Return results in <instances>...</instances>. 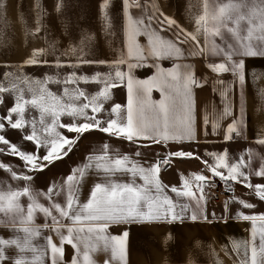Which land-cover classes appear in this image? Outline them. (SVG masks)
I'll return each mask as SVG.
<instances>
[{
    "label": "snow or ice",
    "instance_id": "obj_1",
    "mask_svg": "<svg viewBox=\"0 0 264 264\" xmlns=\"http://www.w3.org/2000/svg\"><path fill=\"white\" fill-rule=\"evenodd\" d=\"M110 6L111 0H102L100 4L105 35L115 33ZM63 7V0H57V14L62 13ZM145 7L140 0H122L121 32L126 47L114 59L87 58L90 34H85L78 45L62 51L51 41L48 48H34L22 64L13 66L17 73L13 82L7 86L0 83V105L4 106V114L0 115V156L16 157L21 162L19 165L0 162V172L6 176L0 179V264H98L96 256L101 254L105 255L103 264H129L132 225H182L186 221L211 223L223 219L215 212H207L215 178L223 182L226 192L233 193L224 203L225 211L229 203L247 210L257 208L256 204L234 195L236 185H243L264 203V183L252 182L254 177L264 180V156L253 148L240 152L238 158L231 157L227 147L220 151L205 149L202 154L184 150L185 144L200 143L195 123V89L206 83V79L196 77L191 64L174 63L171 69L154 64L164 80L153 77L151 81L138 83L149 100L152 86L159 84L162 99L135 108L131 75L149 58L179 60L184 57V45L195 49L188 53L190 56L203 54L207 49L210 56L220 58L218 63H209L208 68L217 75L230 72L234 80L227 84L222 79L216 81L225 85L220 91L224 107L211 132L219 140L209 141L205 116L203 142L228 144L246 139L245 59L264 58V0H202L197 13L188 12L194 31L186 30L158 9L149 11L146 24L143 15L137 17L132 13V9ZM35 9L36 27L25 26V36L41 33L47 14L41 0H35ZM150 9H155V5ZM6 12V0H0V16ZM20 19L23 24V17ZM153 21L160 31H165L166 25L173 38L158 35L151 27ZM140 35L148 37L147 47L139 44ZM85 65L106 66L110 71H97L91 77L78 75L76 70ZM24 66L69 67L73 71L63 80L46 76L43 81L33 82L30 77L19 75ZM12 75L7 72L4 79ZM168 78L172 83H168ZM81 82L97 84L99 89L89 95L79 88ZM33 83L38 87L33 88ZM49 83L76 87L71 90L64 87L62 94L57 95L47 87ZM20 84L29 85L30 95H25L26 90ZM233 84L238 85L239 93L236 110L228 99ZM121 86L127 88L126 106L113 102V90ZM4 94L13 98L11 106ZM260 99L264 102V90L260 91ZM145 110L151 114L146 116ZM65 116L69 119L62 122ZM229 117L231 122L220 131L219 120ZM10 131L15 132L16 142L7 138ZM93 133L127 142L131 150L122 152L105 141L94 146L66 175L49 179L43 190L35 187L37 179L48 175L45 169L51 172L57 161L64 160L74 149L79 150L82 138L90 139ZM254 143L264 147V130L258 132ZM173 144L180 147L169 151ZM155 146L163 148L164 154L141 151ZM174 158L200 161L210 176L194 173L191 177H181V187L169 186L161 174L172 167ZM254 159L260 161L258 168L252 166ZM89 177L94 180L82 200L81 193ZM236 215L251 222V228L247 239L232 241L235 264H264V212L238 211ZM38 217L43 218V224H37ZM113 226L121 228L119 234L109 231ZM170 241L174 237L169 231L161 247L166 249ZM65 246L72 249L67 261ZM164 264H169L167 257ZM187 264H194L191 257Z\"/></svg>",
    "mask_w": 264,
    "mask_h": 264
},
{
    "label": "crops",
    "instance_id": "obj_2",
    "mask_svg": "<svg viewBox=\"0 0 264 264\" xmlns=\"http://www.w3.org/2000/svg\"><path fill=\"white\" fill-rule=\"evenodd\" d=\"M142 5L146 7L141 9H132L134 16L145 17V23L148 21L146 16L150 10L162 11L167 16L173 17L179 25L188 31H194V23L190 19L188 12L192 14L197 13L202 5V0H140ZM151 5H155V9H150ZM100 6V5H98ZM48 14L49 7L47 5L42 6ZM55 8V7H54ZM112 9L116 12L119 25L115 27V33L113 35H105L103 31V22L95 18L92 24H85L86 30H91L90 34L92 39L87 46V58L99 59V60H112L119 54L121 48H125V38L121 32V26L123 23L122 19V0H111L110 14L113 21ZM17 5L7 4V12L4 14L3 22L4 28H0V83L7 86L9 83L14 81L17 73L14 70V65L22 64V62L29 56L34 48H48V19L47 14L44 16L41 33L38 36L29 35L25 36V26L29 29H34L36 9L35 5H29L24 8L25 12ZM98 10V9H96ZM56 12V11H55ZM23 14L24 23H21V16ZM57 13V12H56ZM56 20L57 17H56ZM116 20V19H114ZM55 26V36L59 43L58 48L62 51L67 49L70 45H78L80 40L85 35L64 34L63 28H59V23L50 24ZM152 29L157 31V34L165 38H173L171 30H167L165 25V31L159 30V25L153 21L151 25ZM62 31V32H61ZM139 44L143 47L148 46V37L146 35H140L137 37ZM184 57L179 60H173L170 58H162L153 61L149 58L145 61L144 66L135 68L131 75L133 76V98L134 108L136 105H145L146 103L156 102L162 99L161 92L158 90L159 84L152 86L150 93V100L147 95L142 94V87L138 83L139 81H151L153 77H159L160 80H164L154 64H158L160 68L171 69L174 63H186L191 64L197 78L206 79V83L203 87L195 89V123L197 128V139L200 143L185 144L184 150L194 151L197 154H202L205 149L209 151H220L227 147L230 156L238 158L240 152L247 148H253L257 153L264 156V147H261L254 143L258 138V132L264 130V102L260 99V91L264 90V58H246L245 59V87L244 95L246 101V115H247V131L246 139L235 140L228 144H216L203 142L202 130L204 128V118L207 116L208 125L207 130L210 133L209 141L219 140V136H212V124L219 119L220 113L223 110L224 105L221 103L220 91L223 90L225 85L217 84L218 79H222L226 82H232L234 77L232 73H223L217 75L213 73L209 68L208 64L212 62H220L219 57H212L208 54L207 49L203 54L197 52L195 56H190V51L195 49L190 48L189 45H184ZM47 56V59H52ZM74 58V57H73ZM135 53L133 54V59ZM68 59V58H65ZM8 66H5V65ZM63 68L56 69L49 66H24L19 75L30 77L33 82L43 81L46 76H56L63 80L72 71L63 72ZM69 68V67H67ZM77 74L93 76L95 72L99 71L107 73L110 71L106 66H82L76 70ZM12 72L13 75L7 80L4 79V74ZM255 75V78L253 76ZM67 75V76H66ZM168 83H172L168 78ZM33 88L38 87L37 84L31 85ZM20 87L25 88V95H30L27 92L29 85L20 84ZM47 87L55 92L57 95H61L64 87H68L70 90L75 88L76 85H64V84H53L49 83ZM79 88L85 90L89 95H94L99 89V85L94 83L85 84L81 82ZM215 89V91H214ZM238 85L233 84L232 91L229 93L228 99L231 101L234 110L238 109L239 105V93ZM6 103L11 106L13 98L4 94ZM128 101V92L125 86H121L113 90V102L119 103L122 106H126ZM108 108V105H105ZM4 114V106L0 105V115ZM144 114L149 116L151 113L145 110ZM68 117H62V122H67ZM231 122V117L219 120L220 131H222L228 123ZM67 135L72 136L74 134L68 133ZM88 135V134H86ZM13 142H16L17 136L14 131L8 133V137ZM109 142L114 147H119L122 152H130L131 145L127 142H121L115 138L109 139L106 134L93 133L90 139H83L79 144V148L82 153L81 157L90 153L94 146H99L103 142ZM86 142V143H85ZM180 146L170 145L169 151H176ZM141 151L152 152L158 151L161 155L164 154V149L159 146H155L152 149H141ZM79 156V155H78ZM151 159V157H147ZM16 157L0 156V162L17 164ZM144 159V158H140ZM260 161L254 159L252 166L254 168L259 167ZM45 172L47 173L46 169ZM203 172L205 175H209L205 170V166L195 159L188 160H177L173 159L172 167L161 174L165 184L169 186H182L181 177H191L194 173ZM6 176L3 172H0V179H5ZM127 179V177H124ZM94 177H89L88 184L82 190L81 199L83 200L84 194L90 187ZM142 183V181H137ZM253 183H264V180L260 178H252ZM47 183V175L44 179H37L35 187L39 190H43ZM215 185L225 189V186L219 178H215ZM173 195L172 193H169ZM233 195V193H231ZM234 195L237 198H242L250 203L257 205L255 210L242 209L240 205L235 203H229L228 211L224 209L225 201L215 203L208 201L207 212H215L217 217H223V219L213 220L211 223L199 222L191 223L185 222L184 224L174 225H132L129 227V246H128V261L129 264H164V259L167 257L169 264H187V260L191 257L194 264H217V261L221 264H235L237 259L236 253L231 250L232 241H242L249 237L251 222L243 221L237 218L238 211H244L245 214H251L252 211L264 212V203L260 202L257 197L252 195L250 191L243 187V185H236ZM229 200V199H228ZM226 221V222H225ZM37 224H43L44 220L42 217L37 218ZM113 234H119L121 228L113 226L109 229ZM171 232L174 241H170L166 249L161 247L163 237L167 232ZM199 241V244L195 242ZM72 255V249L70 246H65V260H69ZM98 264H103L105 255L101 254L96 256Z\"/></svg>",
    "mask_w": 264,
    "mask_h": 264
},
{
    "label": "rangeland",
    "instance_id": "obj_3",
    "mask_svg": "<svg viewBox=\"0 0 264 264\" xmlns=\"http://www.w3.org/2000/svg\"><path fill=\"white\" fill-rule=\"evenodd\" d=\"M6 3L9 5H17L22 9V12H25L26 10H24V8L29 5H35V0H6ZM56 3L57 0H41L42 6L47 5L49 7L47 14V19L49 23V43L51 41H55L56 44L59 43L57 37L55 36V26L50 24L59 23V28H63L64 34H71L72 36H75L91 33V30H86V26L92 24L91 22H94L96 20L95 18L101 20L100 6L98 5L102 3V0H63L64 7L62 9L61 14H57L55 12L54 7H56ZM112 14L113 25L115 28L119 25V22L117 19L116 12H114V9H112ZM20 16L22 17L23 14L21 13ZM3 17L4 15L0 16V28H4V22L2 21ZM56 17L58 20H56ZM217 43H221L219 39H217ZM66 71L70 72L72 71V69L65 67L63 69V72L66 73ZM80 153H82L80 148L79 150L74 149L73 153H69V156L65 157L64 160L57 161L56 164L53 165V169L51 172L46 169L48 173L47 181L52 178L58 179L66 175L72 167L81 163L83 161V157H81ZM16 162L17 164L20 163L18 159L16 160Z\"/></svg>",
    "mask_w": 264,
    "mask_h": 264
},
{
    "label": "built area",
    "instance_id": "obj_4",
    "mask_svg": "<svg viewBox=\"0 0 264 264\" xmlns=\"http://www.w3.org/2000/svg\"><path fill=\"white\" fill-rule=\"evenodd\" d=\"M230 196H232L231 193L226 192L225 189L219 186L213 187L210 192V199L215 203L226 201L230 198Z\"/></svg>",
    "mask_w": 264,
    "mask_h": 264
}]
</instances>
